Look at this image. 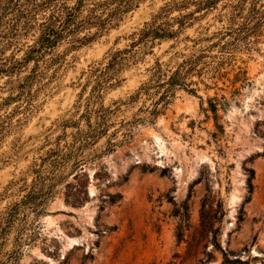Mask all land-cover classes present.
I'll list each match as a JSON object with an SVG mask.
<instances>
[{"label": "rangeland", "instance_id": "obj_1", "mask_svg": "<svg viewBox=\"0 0 264 264\" xmlns=\"http://www.w3.org/2000/svg\"><path fill=\"white\" fill-rule=\"evenodd\" d=\"M173 1L142 0L120 24L93 42L76 43L79 47L74 49L72 43L62 42L39 58L37 75L28 81L24 78L33 70L32 63L0 73V213L26 193L33 183L29 171L40 158L60 141L61 146L71 141L74 129L63 125L77 121L86 110L94 93L92 73L102 70L110 54L126 49L131 35ZM181 1L189 0H177ZM235 1L223 0L185 29L177 43L156 42L116 80L106 83L98 102L115 109V101H128L149 79L148 70L156 60L169 63V69L175 66L182 59L177 53L188 54L192 41L204 37L209 27L210 32L222 27L221 15L229 11L225 6ZM7 25L0 34V66L8 68L23 58L34 37L16 33L11 21ZM93 33L94 29L82 32L78 38ZM243 58L248 59L253 83L227 109L220 108L218 116L208 111V99L215 97V90L205 92L203 85L196 95L179 90L164 114L153 124L139 125L129 142L105 153L104 137L85 148L80 154L88 160L84 169L74 170L66 181L74 184V176L81 173L88 202L66 203V183L62 184L47 214L31 216L24 225L23 236L30 240L22 253L10 258L17 227L2 237L1 260L12 259L14 264H221L212 235L199 234L202 222L220 230L223 249L247 248L243 259L264 257V34L250 58ZM142 105H121L109 121L111 130L133 121ZM64 132L67 138L58 140ZM72 164L73 160V168ZM251 176L254 193L247 202ZM179 229L184 232L182 240H178ZM206 244L212 257L204 254Z\"/></svg>", "mask_w": 264, "mask_h": 264}, {"label": "trees", "instance_id": "obj_2", "mask_svg": "<svg viewBox=\"0 0 264 264\" xmlns=\"http://www.w3.org/2000/svg\"><path fill=\"white\" fill-rule=\"evenodd\" d=\"M140 1L142 0H0V34L9 28L7 23L11 21L16 33L23 32L27 36L32 34L34 37L23 58L15 60L8 68L2 63L0 67L4 68L0 73H11L10 71L18 66H29L32 63L34 68L24 80L34 78L37 75L35 68L39 65V58L46 52L54 50L64 41L73 44L71 49L79 47L76 43L83 46L93 42L120 24L126 14L138 7ZM222 2L223 0H175L167 4L157 16L131 35L132 42L126 49L110 54L102 70L95 71L97 74L92 73L91 78L95 75L94 93L86 110L77 121L68 120L63 125L66 129H74L71 141L66 142L64 146H61L60 141L57 148L49 149L45 156L40 158V162L29 171L33 175V183L24 190L26 193L18 202L0 213V240L2 237L7 238L15 227L19 233L15 238V248L10 258L22 253L30 240V236L26 235L28 240L23 236L24 225L29 222L31 216L36 219L47 214V208L56 198L59 186L66 183V203L82 206L88 202L86 181L81 180V173L79 174L88 161L80 156L85 148L96 145L104 137L107 138L108 145L105 153L129 142L139 125L153 124L164 114L179 90L192 95L197 94L200 85H203L205 92L215 90V97L208 99V111L218 116L220 108L227 109L252 85L246 66L248 59L243 56L250 58L255 45L264 34V0H237L234 4L225 6L224 10L229 11L221 15L222 27L213 32H210L209 27L204 37L200 36L192 41V49L188 54L177 53L182 59L175 66L169 69V63L163 65L156 60L148 70L149 79L128 101H115V109L105 108L102 102H98L107 89L106 83L116 80L118 74L135 58L146 54L158 41L177 43L185 29L202 20ZM191 8H194L191 12L182 14ZM176 11L179 12L178 16L172 17ZM39 16L41 18H38ZM92 29L93 34L78 38L82 32L90 33ZM171 48H175V44ZM91 100L94 102L91 103ZM126 102H142L143 105L133 121L122 123L112 131L113 126L109 122L112 114ZM65 136H68L66 132L59 136L58 140ZM100 156L102 155L97 157ZM72 160L73 168L70 165ZM76 169L80 171L74 176V184L68 183L66 180ZM253 180V176L248 180L247 202L251 201V195L254 193ZM183 233V229H179L178 240H182ZM200 233L201 236L212 235L211 244L213 249L220 253L221 264H253L258 261L264 264V257L243 259L242 253H247V248L240 251L223 249L220 230L214 229V226H207L202 222ZM3 245L0 243V264H14L12 259L1 260ZM206 249L207 244L204 246V254L212 257ZM207 262L209 260L201 261Z\"/></svg>", "mask_w": 264, "mask_h": 264}]
</instances>
